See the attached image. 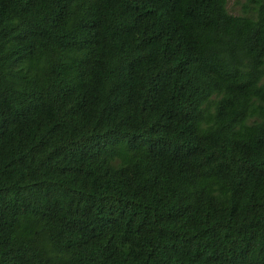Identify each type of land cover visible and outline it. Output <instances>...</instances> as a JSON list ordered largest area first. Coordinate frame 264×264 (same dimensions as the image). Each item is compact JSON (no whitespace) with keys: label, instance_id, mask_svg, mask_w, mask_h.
<instances>
[{"label":"trees","instance_id":"trees-1","mask_svg":"<svg viewBox=\"0 0 264 264\" xmlns=\"http://www.w3.org/2000/svg\"><path fill=\"white\" fill-rule=\"evenodd\" d=\"M0 264H264V0H0Z\"/></svg>","mask_w":264,"mask_h":264}]
</instances>
